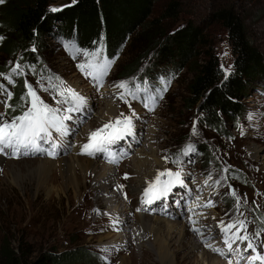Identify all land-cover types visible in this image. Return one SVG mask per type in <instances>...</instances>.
Segmentation results:
<instances>
[{
    "label": "rangeland",
    "instance_id": "1",
    "mask_svg": "<svg viewBox=\"0 0 264 264\" xmlns=\"http://www.w3.org/2000/svg\"><path fill=\"white\" fill-rule=\"evenodd\" d=\"M9 1L3 0L0 4V14L7 13L5 8ZM171 1L175 0H156L151 19L160 18ZM176 1L181 3L182 8L177 20L164 22L168 30L178 28L191 20L200 24L205 29L212 43L213 51L217 54L225 73L232 70L234 57L227 32L219 25H211L208 22L210 11L220 6H234L236 10L241 11L250 36L264 50V0ZM73 3H75L73 0H52L50 8L61 9ZM1 41L0 39V43ZM138 46H140L139 42L135 41L134 47ZM131 51L127 47L118 59L114 73L110 78L111 81L119 79L120 71L128 63L129 58H135ZM1 55L0 51V57ZM44 63V70L51 69L63 79L65 85L76 90L85 100L95 101L94 94L86 89L87 85L78 77L65 59L60 46L56 45L53 40L46 45ZM7 64L11 66V69L17 65L20 66L17 56L15 60L9 58ZM168 72L167 77L171 81L173 80L171 90L158 114L154 117L152 127H149V129L152 128V131L149 134L148 130V138L153 137L154 139L145 146L148 147L152 144L158 152V158L162 162L160 171L180 169L174 164L181 162L184 164L183 170L188 175L196 177L203 185H205L204 183L217 184L222 194V200H220L223 203L222 206L217 210L218 212H213L207 219L203 218L201 213H199L200 219L196 217L198 221L204 222L203 226L207 231L205 237L218 236V224L223 220L228 221L242 217L252 219L253 214L264 215V141L260 137L264 133V92L262 89L254 87L248 90V94L243 100L247 114L240 127L231 125L216 133L201 127L197 123L198 115L196 112H190L184 107V101L187 97L186 87L192 78V73L188 69L174 72L168 70ZM38 76L39 74L29 77L24 74L23 80L20 78L17 80L18 84L15 91L16 94L19 92L18 103L21 105L24 104V101L20 99V95L26 93L25 81L33 88L40 89ZM3 80V77H0V83ZM18 103L16 100L13 102L15 110H18ZM108 103L111 102L99 101L96 103V113L93 121L90 122L91 130L92 128L93 130L99 128L93 125L97 116L105 112ZM111 106L114 107L115 114V117L112 118L116 119L122 110L113 103ZM19 113V111H11L7 112V115ZM250 115L253 117L251 120L249 119ZM243 123L246 128L242 127ZM193 127L196 129L195 135L193 134ZM228 134H230L228 140L223 138L224 135ZM196 144H205L211 147L217 157L216 161L209 166L203 163L198 152L189 150V146ZM79 145L82 143L77 144L78 147ZM69 148L72 150L74 147L69 146ZM256 152H258V157L255 159L253 154ZM74 156L76 155L71 153L64 155L60 152L58 157L53 160L46 158L45 155L38 159L15 162H4L0 159V264H7L4 257L5 248L22 255L29 262L40 260L44 254H61L84 248L98 255L100 258L98 264H120L123 258H127L129 264H197L198 259L203 262L202 264H205L201 258L202 249L199 248L202 242L196 240L193 233H191L193 237L190 235L185 240L186 246L181 252L172 245L179 237L175 238L176 234L172 235L173 241L169 253L167 256L164 255V245L171 241L168 228L165 223L154 222L155 219L151 215H146L145 218L155 225L156 232L155 230L151 232L143 230L142 227L139 228V221L136 217L141 215H133L129 212H126V215L130 216L132 220L129 223L135 231L139 232L133 234V229L123 226L120 232L112 231L111 227L116 225L113 222L116 217L109 213V209L98 204L95 194L93 196L86 188L77 193L76 189L68 182V167L76 159L84 160L83 157H88ZM88 158V160L93 161L90 157ZM173 161H178V163H173ZM131 164L132 162L126 164L120 171L115 170L119 184L113 188L121 191L123 197L127 188L131 189L132 187L133 189L136 186L131 182L137 178L138 174H131L133 177L124 181L123 174L127 173L129 168L131 171ZM222 165L230 167L234 171L239 169L245 177L244 184L231 183L227 179L225 170L221 169ZM77 172L78 170H76ZM233 191L240 198L239 205L236 204V199L231 195ZM138 193L133 192V196ZM127 195L132 198L130 191ZM233 200H235V204L231 206L229 203ZM115 206L122 213L127 209L122 199ZM111 208L113 209V207ZM158 219L166 220V222L172 221L164 218ZM183 219L178 218L176 220ZM254 226L256 228L257 224L255 223ZM260 227H264V225ZM124 228H126V232H124ZM122 233H127L128 239L124 243L126 245L117 240V237ZM109 234L116 236L107 238ZM138 235L141 240H138ZM171 257L173 262L169 263L168 260ZM211 258L217 261L214 257ZM108 260L112 263H109ZM66 264H83V262Z\"/></svg>",
    "mask_w": 264,
    "mask_h": 264
},
{
    "label": "trees",
    "instance_id": "2",
    "mask_svg": "<svg viewBox=\"0 0 264 264\" xmlns=\"http://www.w3.org/2000/svg\"><path fill=\"white\" fill-rule=\"evenodd\" d=\"M155 2L76 0L60 11L51 12L52 0H10L5 8L7 13L0 14V37L3 38L0 43V73L10 70L7 61L9 58L15 60L17 56L27 76L39 74L37 79L46 83L62 80L51 69L44 70V53L51 40L70 39L81 48H102L109 57H121L129 47L135 58H129L114 83L136 78L139 81H168V70L188 69L192 78L186 87L184 107L196 112L197 123L216 133L231 125L240 127L247 114L243 100L248 90L254 87L264 90V50L250 36L241 11L234 6H220L210 11L207 19L211 25H219L227 32L234 60L232 70L225 73L200 24L191 20L175 29L166 27L164 22L178 19L181 3L171 1L160 18L151 19ZM135 41L140 46L135 48ZM18 94L15 95L17 103ZM23 96L24 93L20 99ZM20 106L18 103L19 111ZM242 127L246 128L244 123ZM229 137L230 134L223 136L226 140ZM189 147L198 152L201 161L208 166L217 159L215 152L205 144ZM221 169L225 170L231 183L244 184L245 177L239 169L234 171L224 165ZM229 204L233 206L235 200ZM253 215L256 224L264 225V215ZM4 257L7 264H98L100 261L98 255L84 248L61 254H44L35 262H29L22 255L5 248Z\"/></svg>",
    "mask_w": 264,
    "mask_h": 264
},
{
    "label": "snow or ice",
    "instance_id": "3",
    "mask_svg": "<svg viewBox=\"0 0 264 264\" xmlns=\"http://www.w3.org/2000/svg\"><path fill=\"white\" fill-rule=\"evenodd\" d=\"M2 2L3 0H0V3ZM60 10L58 8L50 9L51 12ZM0 39L3 38L0 37ZM68 47L69 45L66 44L65 48L67 49ZM72 47L75 46L72 45ZM81 51H83L87 59L85 63L79 64L78 67L86 77H91L97 84H100L110 71L111 65L115 60L104 57L102 55V49L95 50L91 53L86 50L76 49L77 54ZM73 58H76L75 55ZM21 74L20 66L17 65L11 69L10 74L0 73V77H3L9 84H14L13 77ZM116 87L122 90L119 99L125 103H128L126 99L128 96L132 99L138 98L139 89H129L127 83L117 84ZM25 88L26 93L22 97L24 104L20 106L21 114L9 120L4 118V113H0V154L18 157L20 155L43 153L55 158L58 154L57 150L60 147L57 141H62L70 131L65 121L72 119L71 116L62 114V111L64 113L79 112L86 106V100L71 88H66L62 91L57 90L56 94L61 97L58 103L61 105L69 104V107L62 110L61 108H54L46 104L27 81H25ZM0 95L5 97L4 100H0V103L6 107H12L7 103V101L11 100L12 93L8 91L4 84H0ZM149 99L155 102L156 97H149ZM134 116L135 112L132 113V116H126L124 113H121L114 121L104 123L92 131L87 137L88 142L81 146L80 154L90 157H95L97 154H104L109 163H118L119 157L111 151V146L117 141L123 140L126 136L133 135L134 125L132 117ZM249 119L251 120L253 117L250 115ZM54 132L57 134L55 139L53 138ZM193 134H196L195 127H193ZM43 144H47L48 147L44 148ZM189 150H192L191 147H189ZM173 163H178V161H173ZM127 178L125 176V179ZM182 183L180 172H172L171 170L159 171L154 180L147 182L142 202L151 204L156 200L166 198L173 187L182 185ZM231 195L236 199V204L239 205L240 198L237 197L236 192L233 191ZM203 206L210 208L213 205L209 202ZM189 221L193 225L191 230L202 236L201 229L195 226L198 221L191 217H189ZM218 227L220 228V232L224 238V244L227 246L229 252L236 251L233 249V244L239 241V243L246 245L245 250L256 253L250 257L248 264H255L257 261L260 264H264V254L257 252V247L252 242V237L247 235L245 221L236 218L226 225L221 221ZM233 229H236V231H233ZM241 231L245 234L241 235ZM261 231H264V229L256 232L255 235L258 237ZM204 243L205 247H211L209 243ZM212 250L221 255L225 254L223 250L218 248H212ZM104 251H107V249H104Z\"/></svg>",
    "mask_w": 264,
    "mask_h": 264
},
{
    "label": "bare ground",
    "instance_id": "4",
    "mask_svg": "<svg viewBox=\"0 0 264 264\" xmlns=\"http://www.w3.org/2000/svg\"><path fill=\"white\" fill-rule=\"evenodd\" d=\"M76 88V87H75ZM80 90L79 88H77ZM105 112L99 114L96 118L95 124L93 126L100 127L102 124L107 123L110 118L115 117L114 115V107L111 106V103L106 104ZM90 124V128H91ZM96 129V128H95ZM93 130V128H92ZM153 137H149L148 141L150 142ZM82 143V138L79 137L76 139L75 144ZM73 147V146H72ZM78 149V148H77ZM76 148H73L72 150L78 151ZM258 152L254 153L253 156L256 159L258 157ZM142 156V157H141ZM77 157V156H74ZM79 157V156H78ZM84 160L76 159L73 164H71L68 167V174L67 179L71 186L76 189L77 193L80 192L81 189L86 188L88 192H90L93 196L95 194V199L98 204H102L103 207H107L109 209V213L113 215V217H116V220H114V223H121L123 227H128L130 229H133L131 224L129 223L131 220L130 216L126 215L127 210H125L123 213L122 211H119L115 205H118L121 202V199L123 201V198L121 197L119 190L117 188H113L114 186L117 187L119 184V179L116 178L117 172L115 170H112L106 165L98 164V161H91L87 158L83 157ZM82 158V159H83ZM73 159V158H72ZM151 160L153 161L151 163ZM131 171H126L128 174H134L137 175V178L134 179L131 183L136 185L135 187H131L130 192H140L141 189L144 187L146 183V179L155 177V175L160 171L162 168V162L158 158V152L154 148L152 144H150L148 147L142 148L139 152V156L137 159H134L132 162ZM76 170H78V174L76 173ZM77 174V175H76ZM83 178V180H82ZM67 182V183H68ZM114 184V185H113ZM123 184V183H122ZM111 187V188H110ZM113 207V209L111 208ZM213 217V216H212ZM139 221V228H144L143 230H149L153 232L156 230L155 225L152 224L150 220L145 218V216L141 215L139 217H136ZM154 222L157 223H165L168 228V233L170 235L171 241L168 243H165L163 248L164 255H168L170 245L173 241V236L176 234V237H179L178 240L173 242V246L177 247L179 251H183L185 248V240L193 233V236H195V239L199 242L201 241V238L205 237L207 231L205 227L203 226L204 222L198 221V218H194L198 221V223L195 225L196 227L200 228L203 235H198L195 232H193L191 229L193 225L190 223L189 219H183V220H172L167 221L166 220H160L158 218H153ZM212 223V222H210ZM208 226V225H207ZM212 226V224H211ZM112 228V227H111ZM141 228V229H142ZM97 229V228H96ZM125 229V231H124ZM123 231L126 232V228H124ZM95 230V229H94ZM93 230V231H94ZM106 230V229H105ZM104 231V230H103ZM133 234L138 233L139 231L132 230ZM191 231V232H190ZM136 232V233H135ZM99 233V231H98ZM209 233V232H208ZM101 234V232H100ZM107 234V233H106ZM127 234V233H126ZM122 233L117 237V240H119V243H125L126 239H128V236ZM116 235L109 234L107 238L114 237ZM142 236V235H141ZM192 236V237H193ZM138 240H141L140 236H137ZM106 239V238H105ZM104 239V240H105ZM192 239V238H191ZM202 242V241H201ZM131 243V242H130ZM141 243V242H139ZM138 244V243H137ZM126 245V244H124ZM144 248V247H142ZM199 248H203V243L199 246ZM200 249V250H201ZM197 257H199L197 255ZM202 260H204L205 264H223V261H214L213 258H211L207 253H202L201 256ZM171 259L168 260L169 263L173 262ZM216 259V258H215ZM163 261V260H162ZM196 263V262H195ZM203 262H200L199 259L197 260V264H202ZM120 264H129L127 258H123Z\"/></svg>",
    "mask_w": 264,
    "mask_h": 264
}]
</instances>
